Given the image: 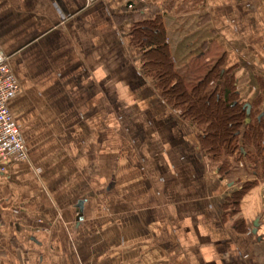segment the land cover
Returning a JSON list of instances; mask_svg holds the SVG:
<instances>
[{
    "label": "crops",
    "instance_id": "1",
    "mask_svg": "<svg viewBox=\"0 0 264 264\" xmlns=\"http://www.w3.org/2000/svg\"><path fill=\"white\" fill-rule=\"evenodd\" d=\"M90 1L0 0L28 151L0 172V264H264V184L235 213L250 164L222 171L131 36L161 17L189 89L220 64L264 114V0Z\"/></svg>",
    "mask_w": 264,
    "mask_h": 264
},
{
    "label": "trees",
    "instance_id": "2",
    "mask_svg": "<svg viewBox=\"0 0 264 264\" xmlns=\"http://www.w3.org/2000/svg\"><path fill=\"white\" fill-rule=\"evenodd\" d=\"M131 36L143 52L144 70L154 78L158 92L184 120L204 129L200 136L203 150L223 161L222 171L231 168L228 158L250 164L257 179L243 184L231 198L237 213L244 197L258 186L257 180L264 182V114L255 115L253 105L241 101L237 77L221 70L220 64L189 89L171 61L161 17L138 22ZM247 146L255 154L248 153Z\"/></svg>",
    "mask_w": 264,
    "mask_h": 264
},
{
    "label": "built area",
    "instance_id": "3",
    "mask_svg": "<svg viewBox=\"0 0 264 264\" xmlns=\"http://www.w3.org/2000/svg\"><path fill=\"white\" fill-rule=\"evenodd\" d=\"M94 1L91 0L90 2ZM98 1L106 2L109 0ZM137 1L142 4L145 3V0H133L129 3L128 8L135 9ZM20 91V85L12 73L7 56L0 49V172L2 173L6 172L11 163L28 160V151L23 135L9 109V102Z\"/></svg>",
    "mask_w": 264,
    "mask_h": 264
},
{
    "label": "rangeland",
    "instance_id": "4",
    "mask_svg": "<svg viewBox=\"0 0 264 264\" xmlns=\"http://www.w3.org/2000/svg\"><path fill=\"white\" fill-rule=\"evenodd\" d=\"M192 80H189V82H191ZM188 87H192V85L191 84H189V86ZM251 170H252V168H251ZM248 178L250 179V176L248 175ZM258 181V186H257V188H260L261 186L260 185H263L264 184V182H262L263 180L262 179H260V180H257ZM264 215V213H262V219H260L261 220V223H262V226H264V221L262 222V220H263V216ZM264 229V228H263Z\"/></svg>",
    "mask_w": 264,
    "mask_h": 264
},
{
    "label": "water",
    "instance_id": "5",
    "mask_svg": "<svg viewBox=\"0 0 264 264\" xmlns=\"http://www.w3.org/2000/svg\"><path fill=\"white\" fill-rule=\"evenodd\" d=\"M259 227H260V222L259 220H256V222L254 223V234H257Z\"/></svg>",
    "mask_w": 264,
    "mask_h": 264
}]
</instances>
